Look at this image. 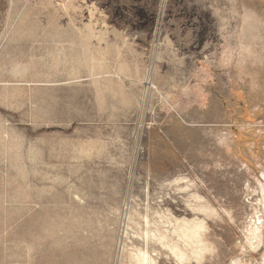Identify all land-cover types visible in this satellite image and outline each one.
I'll list each match as a JSON object with an SVG mask.
<instances>
[{"label": "rangeland", "instance_id": "obj_1", "mask_svg": "<svg viewBox=\"0 0 264 264\" xmlns=\"http://www.w3.org/2000/svg\"><path fill=\"white\" fill-rule=\"evenodd\" d=\"M0 264H264V0H0Z\"/></svg>", "mask_w": 264, "mask_h": 264}, {"label": "bare ground", "instance_id": "obj_2", "mask_svg": "<svg viewBox=\"0 0 264 264\" xmlns=\"http://www.w3.org/2000/svg\"><path fill=\"white\" fill-rule=\"evenodd\" d=\"M183 240H184V232H183V229L180 230V234H179V246H178V251H179V254L182 256V243H183Z\"/></svg>", "mask_w": 264, "mask_h": 264}]
</instances>
